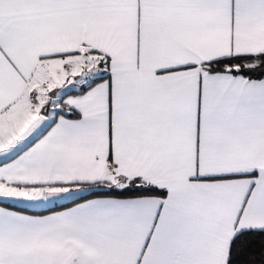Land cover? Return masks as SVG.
I'll use <instances>...</instances> for the list:
<instances>
[{"label":"snow or ice","instance_id":"obj_1","mask_svg":"<svg viewBox=\"0 0 264 264\" xmlns=\"http://www.w3.org/2000/svg\"><path fill=\"white\" fill-rule=\"evenodd\" d=\"M0 264H264V0H0Z\"/></svg>","mask_w":264,"mask_h":264}]
</instances>
